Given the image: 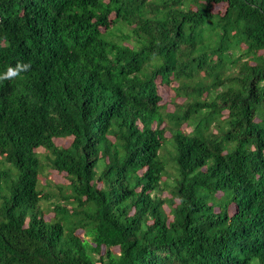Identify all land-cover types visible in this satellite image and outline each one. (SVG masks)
Masks as SVG:
<instances>
[{
    "label": "trees",
    "instance_id": "trees-1",
    "mask_svg": "<svg viewBox=\"0 0 264 264\" xmlns=\"http://www.w3.org/2000/svg\"><path fill=\"white\" fill-rule=\"evenodd\" d=\"M18 61L0 264H264V0H0Z\"/></svg>",
    "mask_w": 264,
    "mask_h": 264
},
{
    "label": "clouds",
    "instance_id": "clouds-1",
    "mask_svg": "<svg viewBox=\"0 0 264 264\" xmlns=\"http://www.w3.org/2000/svg\"><path fill=\"white\" fill-rule=\"evenodd\" d=\"M31 67V61H18L14 66H9L5 72L0 73V81L15 79L19 77L22 73L30 71Z\"/></svg>",
    "mask_w": 264,
    "mask_h": 264
},
{
    "label": "rangeland",
    "instance_id": "rangeland-1",
    "mask_svg": "<svg viewBox=\"0 0 264 264\" xmlns=\"http://www.w3.org/2000/svg\"><path fill=\"white\" fill-rule=\"evenodd\" d=\"M223 7L224 6L221 4H216L214 6V9L215 10H218V9L222 10ZM169 91H170L169 89H166L164 92H162L164 99H169ZM170 108H171V106H170ZM59 141H60V139H59ZM39 149L42 150V147H39ZM51 175H52V180H54L55 182H66L65 178L61 174H57L55 171L51 172ZM165 209H166V211H168L167 207ZM49 215L50 214H47L46 217L48 218Z\"/></svg>",
    "mask_w": 264,
    "mask_h": 264
}]
</instances>
